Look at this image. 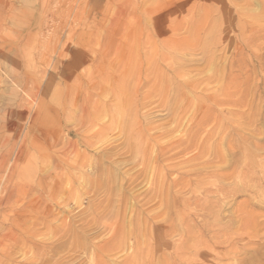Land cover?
<instances>
[{
    "label": "rangeland",
    "instance_id": "1",
    "mask_svg": "<svg viewBox=\"0 0 264 264\" xmlns=\"http://www.w3.org/2000/svg\"><path fill=\"white\" fill-rule=\"evenodd\" d=\"M58 1L0 0V264H264V0Z\"/></svg>",
    "mask_w": 264,
    "mask_h": 264
},
{
    "label": "bare ground",
    "instance_id": "2",
    "mask_svg": "<svg viewBox=\"0 0 264 264\" xmlns=\"http://www.w3.org/2000/svg\"><path fill=\"white\" fill-rule=\"evenodd\" d=\"M10 1V0H9ZM60 1V0H59ZM58 1V2H59ZM62 2H64V1H60V4L62 5ZM73 2V1H72ZM12 2H10V4H11ZM50 5H51V3L50 2H48V0H38V2H35V4L33 5V6H36V8L35 9H39V10H42V11H46L47 9H48V6L50 7ZM5 6V5H4ZM4 6H1V7H4ZM11 6V5H10ZM13 6V5H12ZM57 6V5H56ZM14 7V6H13ZM8 9H9V7H8ZM15 10V8L13 9V11ZM83 10V9H82ZM82 12V11H81ZM3 13V12H2ZM15 13V12H14ZM56 13V12H55ZM13 14V13H12ZM55 15V14H54ZM46 16V15H45ZM3 17V16H2ZM9 17H11V16H9ZM49 18V17H48ZM75 18H76V16H75ZM1 19V18H0ZM9 19H11V18H9ZM78 19V18H77ZM100 19V18H99ZM64 20V19H63ZM75 20V19H74ZM4 21H5V19H4ZM11 21V20H10ZM50 21V20H49ZM66 21V20H65ZM1 22V21H0ZM68 22V21H67ZM2 23H4V22H2ZM2 23H0V25L2 24ZM88 23V22H87ZM92 23V22H91ZM7 24V23H6ZM79 24H80V19H79ZM81 25V24H80ZM97 25H98V23H97ZM63 26V25H62ZM9 28V27H8ZM90 28H91V25L89 24V25H85L84 27H82V31L83 32H85V31H88V30H90ZM73 29V28H72ZM80 30V31H81ZM78 30H74V32L76 33ZM1 34V33H0ZM7 34V33H6ZM10 36V35H9ZM83 36H85L84 35V33H81V34H79V36H78V40H77V43L74 45L75 46V49L74 50H77V54L79 53L80 54V49H82L83 47H85V44L83 45V43H82V39H83ZM88 36L90 37L89 38V40H88V42H87V44H88V46L91 44V42H92V40L93 41H95L96 39L95 38H98V31H97V29L96 28H94V30L92 31V33H89L88 34ZM86 38V37H85ZM18 39V38H17ZM95 39V40H94ZM18 41V40H17ZM8 42V41H7ZM84 42V41H83ZM71 43H72V41H71ZM75 43V42H74ZM4 44V43H3ZM19 45V44H18ZM47 45V44H46ZM93 45V44H92ZM67 46V45H66ZM3 47V46H2ZM17 47V46H16ZM93 48V47H92ZM70 49V48H69ZM20 50H22V49H20ZM95 50V49H94ZM1 51V50H0ZM44 51V50H43ZM5 53V52H4ZM69 53V52H68ZM68 53H66V55L68 54ZM16 54V53H15ZM14 54V55H15ZM27 54V53H26ZM92 54V53H91ZM0 55H1V53H0ZM9 55V54H8ZM11 56H12V54H11ZM10 56V57H11ZM24 56V55H23ZM22 56V57H23ZM27 56V55H26ZM65 57V56H64ZM17 58V57H16ZM21 59V58H20ZM23 59V58H22ZM24 59H25V57H24ZM23 59V60H24ZM95 60H97V55H95ZM4 61V60H3ZM6 61V60H5ZM25 62V61H24ZM37 68V67H36ZM1 72V71H0ZM79 73V72H78ZM77 74V73H76ZM32 76V75H31ZM82 77V76H81ZM76 78H78V77H76ZM30 80V79H29ZM36 80H37V78H36ZM70 80V79H69ZM26 81H27V79H26ZM24 82V81H23ZM30 82V81H29ZM33 82L35 83V81L33 80ZM12 83V82H11ZM38 83V82H37ZM23 84H25V83H23ZM27 84V83H26ZM30 85V84H29ZM26 86V85H25ZM36 86V85H35ZM18 87V86H17ZM27 87H28V84H27ZM38 87H40L39 85H38ZM24 90H25V88H24ZM19 91V90H18ZM31 91V90H30ZM5 92V91H4ZM3 92V93H4ZM6 93V92H5ZM33 93V92H32ZM38 94H40V92L38 91V92H36L35 94H34V96L35 95H38ZM80 94V93H79ZM3 96V95H2ZM78 96V95H77ZM69 97V96H68ZM34 98H36V97H34ZM20 99V98H19ZM33 99V98H32ZM40 100V99H39ZM33 102V101H32ZM36 102V101H35ZM8 105V104H7ZM12 106H13V104H12ZM11 107V106H10ZM26 108H24V110H25ZM33 109V108H32ZM11 110V109H10ZM26 111V110H25ZM29 111L30 110H28V113H29ZM7 112V111H6ZM21 112V111H20ZM12 113V112H11ZM13 114V113H12ZM11 114V115H12ZM26 116V115H25ZM24 116V117H25ZM9 118H11V117H9ZM28 118H31L30 116H28ZM36 118V117H35ZM37 121H39V120H37ZM30 122V121H29ZM13 123V122H12ZM31 125H36V122L35 121H33L32 122V120H31V123H30ZM29 124V125H30ZM9 125V124H8ZM11 126H12V124H10ZM36 127V126H35ZM14 128V127H13ZM8 131V130H7ZM24 135V134H23ZM22 139V138H21ZM20 153V152H19ZM18 153V154H19ZM247 220V219H246ZM244 221V220H243ZM243 221H241V222H243ZM247 229H248V224H247ZM166 261V260H165ZM194 261V260H193ZM242 261V260H241ZM188 262H190V261H188ZM165 263V262H164ZM241 264H260V261H258V260H255V259H253V260H249V261H247V262H241Z\"/></svg>",
    "mask_w": 264,
    "mask_h": 264
}]
</instances>
